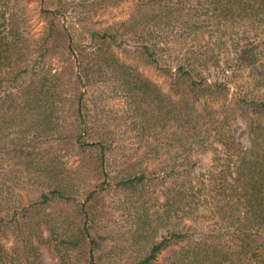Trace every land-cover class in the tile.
Returning a JSON list of instances; mask_svg holds the SVG:
<instances>
[{
    "label": "trees",
    "instance_id": "trees-1",
    "mask_svg": "<svg viewBox=\"0 0 264 264\" xmlns=\"http://www.w3.org/2000/svg\"><path fill=\"white\" fill-rule=\"evenodd\" d=\"M122 1L93 0L92 6L104 8ZM134 1L136 9L148 13L146 17L162 30L172 27L173 23L181 30V37L189 41H197L200 34H205V44L198 43L196 48L197 59L208 54L215 58L219 52L230 54L236 50L232 56L236 65L249 68L253 81L264 84V0ZM1 17L0 27L7 22L8 27L0 28V230L12 228L17 233H26L21 246L15 249L20 255L7 251L0 244V264H11L21 255L30 256L28 247L32 240L28 237L33 231L30 222L35 213L56 202L70 200L78 191L76 183L71 180L72 173L95 170L105 177L108 174L105 141L86 140L89 134L81 127L86 118L81 108L84 94L78 89V83L84 80L89 84L92 63L79 62L81 74L69 87L59 72L53 73L44 64H38L47 53L45 45L55 42V37L49 38L61 30L52 20L44 29L45 36L40 43L43 54L39 60L30 68L21 66L24 53L19 44L24 39L23 33L15 19L5 23L7 17ZM131 29L134 30L132 24ZM91 40L98 42L93 59L97 57L98 62L112 63L110 67L115 70L122 69L119 76L125 85L123 92L131 102L132 116L140 125L136 126L135 138L150 136L158 139L160 134H165L166 131L141 126L145 121L152 123L149 119L154 115L149 106L154 105L161 110L159 115H163L164 121L169 118V121L176 122V128L182 127L183 116L193 123L194 130L208 124L213 130L210 139L222 144L229 152L228 145L235 138L226 133L225 127L229 128L234 120L230 114L232 110H212L207 116L191 113L192 117L183 113L180 107L172 112L167 107L168 96L155 83L132 71V66L115 59L110 51L115 40L109 33L92 32ZM55 45L69 48L64 41L57 40ZM141 49L147 59L158 61L146 44L141 45ZM192 63H196L195 58ZM28 70L32 77L27 81L21 75ZM192 70L194 68L177 66L175 82L184 80L190 88L198 87L203 79L193 75ZM6 73L9 75L7 79L2 77ZM144 102L145 106L141 108ZM235 104V113L242 117L247 129L249 147L236 153L234 159L230 158L231 153H226L224 161L217 163L220 170L207 179L193 177L188 186L170 187L164 198L163 205L167 210L163 215L145 212L137 220L135 230L138 238L149 239L150 233L145 234L147 227L170 212L177 216L181 213L180 219L191 213L187 216L191 217L192 225L185 231L173 229L156 240H150L141 255L117 264H154L157 256L174 244L180 248L170 264H264V100L239 99ZM166 134L174 137L180 132L171 130ZM59 139H68L77 146L82 158L76 167H67L63 155L51 144ZM234 150L238 151V148ZM147 178L148 174L140 169L118 183L135 190L143 186ZM103 182L105 184V179ZM94 194L95 190H88L84 200L88 202ZM181 204L188 208L181 207ZM78 208L82 222L69 235H59L58 228L49 219H41L40 224L49 235L45 237L41 229L40 240L53 242L56 250L62 253L61 264H102L94 253L95 241L86 224L90 220V207L83 202ZM202 224L205 228L201 227ZM66 256L72 262L68 263ZM36 261L42 264L40 259L29 260L26 264H35Z\"/></svg>",
    "mask_w": 264,
    "mask_h": 264
},
{
    "label": "rangeland",
    "instance_id": "rangeland-1",
    "mask_svg": "<svg viewBox=\"0 0 264 264\" xmlns=\"http://www.w3.org/2000/svg\"><path fill=\"white\" fill-rule=\"evenodd\" d=\"M93 3V0H0V16L7 17L5 23L15 19L23 33L24 39L19 44L24 53L21 66L30 68L39 60L43 54L40 43L45 36L44 29L52 20L61 30L49 38L55 37V42L45 45L47 53L38 64H44L53 73L59 72L66 87H69L81 74L79 62L92 63L89 84H85L84 80L78 83V89L84 94L81 108L86 118L81 127L89 134L86 140L105 141L108 174L105 177L95 170L72 173L71 180L76 183L78 191L70 200L56 202L35 213L30 222L33 231L28 237L32 240V245L28 247L31 249L30 256L21 255L11 264H26L32 259H40L42 264H61L59 258L62 253L56 250L53 242L40 240V230L44 229L41 219H49L58 228L59 235H69L82 222L78 206L83 202L90 207V220L86 224L95 241L94 253L102 264L129 262L146 250L150 240H156L173 229L185 231L192 225L191 217L187 216L191 213L180 219L181 213L177 216L170 212L166 217L153 221L145 232L150 233L149 239L138 238L135 227L137 220L147 211L163 215L167 210L163 204L168 190L178 184L188 186L193 177L207 179L220 170L217 163L224 161L226 153H231L230 158L234 159L236 153L246 150L249 147L247 129L242 117L235 113V102L239 99L264 100V84L258 85L253 81L249 68L236 65L232 57L236 50L230 54L219 52L215 58H210L208 54L197 59L196 48L198 43L205 44V34H200L197 41H189L181 37V30L173 23L172 27L162 30L161 26L146 17L148 13L143 14L144 11L136 9L134 0H124L104 8H94ZM0 20H3L2 17ZM5 27H8V22L0 28ZM92 32L109 33L115 40L110 50L115 59L132 66V71L155 83L168 96L167 107L172 112L180 107L183 113L192 117L197 113L207 116L212 110H232L230 114H233L234 120L229 128L225 127L226 133L235 138L228 145L229 152L222 144L210 139V131L213 130L208 124L194 130L193 123L183 116L182 127L176 128V122L169 121V118L164 121L163 115H159L161 110L154 105L149 106L154 115L149 119L152 123L145 121L141 126L161 132L177 130L180 135L171 137L165 132L166 135L160 134L158 139L150 136L135 138L136 126L140 125L132 116L131 102L123 92L125 85L119 76L122 69L115 70L110 67L112 63L98 62L97 57L93 59V50L98 42H92ZM56 38L59 42L64 41L69 48L57 47ZM144 44L158 61L149 60L142 53L141 45ZM187 57L190 61L186 60ZM194 58L196 63H192ZM179 65L185 69L194 68L191 73L203 79L198 87L192 89L184 80L175 82L174 74ZM21 76L27 81L32 77L30 70ZM2 77L7 79L9 75L6 73ZM51 144L63 155L67 167L74 168L80 164L82 157L73 142L59 139ZM140 169L149 176L143 186L134 190L118 183ZM92 189L95 194L87 202L84 200L86 192ZM39 226L43 228L39 229ZM201 227L205 228L204 224ZM43 234L47 237L49 232L43 230ZM25 235L12 228H2L0 244L9 252L15 251ZM179 248L174 244L163 250L154 264H170ZM15 254L20 255L18 251ZM66 261L70 263L72 259L66 256Z\"/></svg>",
    "mask_w": 264,
    "mask_h": 264
}]
</instances>
